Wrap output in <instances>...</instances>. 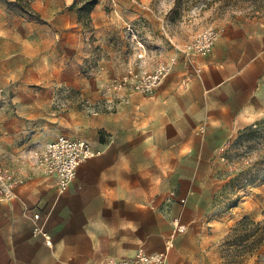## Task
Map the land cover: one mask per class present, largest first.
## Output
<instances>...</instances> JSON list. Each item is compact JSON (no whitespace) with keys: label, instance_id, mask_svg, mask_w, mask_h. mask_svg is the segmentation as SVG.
Masks as SVG:
<instances>
[{"label":"crops","instance_id":"obj_1","mask_svg":"<svg viewBox=\"0 0 264 264\" xmlns=\"http://www.w3.org/2000/svg\"><path fill=\"white\" fill-rule=\"evenodd\" d=\"M60 2L46 51L54 67L48 70L45 113H37L39 93L27 84L16 90L14 101L24 113L23 123H71L78 131L70 135L99 152L79 165L63 193L55 177L28 170L24 182L0 200V264H104L140 251L165 252L166 264H225L222 240L244 217V200L230 208L226 220L207 215L226 185L222 178L232 171L221 150L234 132L264 115V15L220 24L212 51L196 55L190 65L180 57L153 94L131 93L115 111L95 115L71 95L64 112L54 110L49 117L48 105L60 86L96 102L105 84L103 72H83L81 27L69 8L72 0ZM139 15L145 17L141 27L130 23L148 48L164 57L174 54L162 26L180 40L164 17L155 9ZM122 38L129 43L125 29ZM17 46L4 56L8 70H25L28 51L20 41ZM136 61L130 47L118 73ZM154 61L146 58L145 67L151 69ZM39 66L46 65L40 61ZM16 123L9 117L3 131H13ZM1 137L11 147L12 135ZM174 219L185 229H176ZM37 225L50 236L49 245L33 232ZM238 256L243 258L244 251Z\"/></svg>","mask_w":264,"mask_h":264},{"label":"rangeland","instance_id":"obj_2","mask_svg":"<svg viewBox=\"0 0 264 264\" xmlns=\"http://www.w3.org/2000/svg\"><path fill=\"white\" fill-rule=\"evenodd\" d=\"M11 1L13 0H0V168L8 167L16 172L19 168L27 172L30 167L21 162L22 155L45 144L57 134L73 138L70 133H76L78 128L71 123L56 125L53 120H49L48 124L23 123L24 113L14 101L16 90L20 86L27 84V87L39 93L41 104L37 105L40 109L37 110L38 114L41 111L45 113L44 109L48 104L45 103L44 95L50 87L48 70L54 64L47 59L46 51L51 49V39L55 36V27L52 25L54 12L62 4L60 0H31L35 13L28 14ZM69 8L73 9L72 13L76 14L81 27L83 72L87 76L103 72L101 77L106 84L118 74V69L124 67L130 53L129 43L122 38L124 21L141 27L145 20V17L139 15L141 11L155 9L158 16L167 21L175 36L184 42L191 34L208 25L237 23L264 15V0H98L90 15L80 12L71 4ZM19 41L28 51L25 70H8L4 56L8 51L20 49L17 46ZM33 60L36 67H29ZM40 61L46 65L45 69L39 66ZM27 67L30 69L27 70ZM57 89L52 103L48 105L49 117L54 110L59 109L63 113L72 101L71 95L83 109L80 94L76 95L64 86ZM4 110L6 117L2 118ZM9 117L16 119V126L13 131H3L2 123L7 122ZM8 134L12 135L9 142L11 147H7L8 142L1 137ZM169 146L172 147L171 144ZM125 149H129L128 144ZM221 156L232 171L222 178L226 180V185L210 207L207 217L226 220L230 208L234 209L244 200V217L228 228V233L222 240L225 257L223 263L264 264V115L234 132L221 150ZM3 194L0 180V197ZM171 201L173 198L169 200ZM242 241L243 246L238 247L242 245ZM241 251H244L243 258L238 256Z\"/></svg>","mask_w":264,"mask_h":264},{"label":"built area","instance_id":"obj_3","mask_svg":"<svg viewBox=\"0 0 264 264\" xmlns=\"http://www.w3.org/2000/svg\"><path fill=\"white\" fill-rule=\"evenodd\" d=\"M125 36L127 37L132 53L137 60L128 64L120 73L102 87L101 98L91 102L80 96V103L88 114L100 112H113L120 104L128 103L131 93L150 95L155 92L160 83L170 74L181 57L184 62L190 65L196 55H206L212 48L221 34L223 28L214 24L208 25L196 33L191 34L184 42L177 41L170 34L168 26H162L163 35L171 44L174 54L164 57L150 50L137 33L130 22L124 23ZM154 59L151 69L145 67V59ZM184 83L186 81L184 80ZM204 131V126L200 127ZM99 151L94 150L90 144L79 138H72L65 134H59L43 145L29 150L28 154L21 156V162L27 163L30 170L43 176H53L56 179V187L59 193H63L76 175L79 165ZM16 172L12 168H0V180L3 184L5 197L12 187L24 182L26 171L18 168ZM174 193H170L168 200H171ZM181 202L185 199L181 198ZM38 218V215H34ZM179 231L185 229V225L177 219L172 220ZM34 233L41 234L46 244H50V236L40 226H34ZM104 264H166L165 252L145 253L138 252L133 258L116 260L108 258Z\"/></svg>","mask_w":264,"mask_h":264},{"label":"trees","instance_id":"obj_4","mask_svg":"<svg viewBox=\"0 0 264 264\" xmlns=\"http://www.w3.org/2000/svg\"><path fill=\"white\" fill-rule=\"evenodd\" d=\"M97 1L98 0H72L71 6L77 7L80 12L90 15V12L96 5ZM11 3L25 13H35L31 7V0H13Z\"/></svg>","mask_w":264,"mask_h":264}]
</instances>
